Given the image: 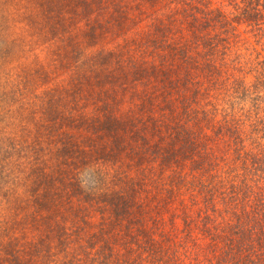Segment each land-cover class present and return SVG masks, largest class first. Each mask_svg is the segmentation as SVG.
<instances>
[{
	"label": "trees",
	"instance_id": "1",
	"mask_svg": "<svg viewBox=\"0 0 264 264\" xmlns=\"http://www.w3.org/2000/svg\"><path fill=\"white\" fill-rule=\"evenodd\" d=\"M144 1L151 8L155 50L168 33L181 43L196 44L202 40L200 29L210 27L205 19L207 0ZM243 10L239 21L262 16L247 7ZM185 24L192 27V34L183 32ZM84 35L88 43H96L97 32ZM204 39L211 46L210 39ZM71 47L65 48L62 62L70 87L63 88V98L53 100L51 123L66 131L53 171L59 173L60 193L67 192L68 200L83 195V174L100 177L86 178L96 197L87 193L77 199L80 208L73 210L81 211L71 218L73 235L67 221L60 222L57 214L49 217L53 244L48 249L53 257L78 250L90 254L95 247L99 260L92 258L89 264H238L254 262L242 255L248 250L258 255L261 249L264 256V149L258 148V156L254 149L245 150L246 145H256L261 133L239 129L248 120L258 124L261 119L251 114L245 120L236 115L227 119L210 110L212 103L205 101L203 90L198 93L197 82L193 89L189 70L180 69L182 77L173 79V71L150 64L154 62H148L145 51L134 55L128 46ZM212 51L208 47L206 55ZM176 54L186 55L185 49H176ZM192 65L201 66L197 55ZM206 66L214 67L213 62ZM185 91H197L199 96ZM261 130L264 136V126ZM56 186L50 178L47 197L55 194ZM257 196L261 206L253 213L249 207L255 201L249 200ZM88 205L100 213L94 231L87 221L92 214ZM191 207L198 210L193 213ZM178 220L184 222L182 250L173 240ZM222 239L228 243L220 247ZM212 251L218 257L211 258Z\"/></svg>",
	"mask_w": 264,
	"mask_h": 264
},
{
	"label": "rangeland",
	"instance_id": "2",
	"mask_svg": "<svg viewBox=\"0 0 264 264\" xmlns=\"http://www.w3.org/2000/svg\"><path fill=\"white\" fill-rule=\"evenodd\" d=\"M169 1L172 0L167 3ZM248 1L207 0L205 19L210 20V27L200 29L202 40L196 44L181 43L182 39L168 33L165 38L161 37L159 54H155L157 50L151 43L155 31L149 24L153 21L151 8L144 0H0V264H46L47 261L48 264H89L92 258L96 263L99 260L96 247L90 248V254L78 250L54 257L48 249L49 244H53L48 236L49 217L57 214L60 222L67 221L68 231L73 235L71 218L75 219L81 211L73 210L80 208L77 199L87 193L96 197L91 180L86 178L100 177L98 173L83 174V195L68 200L67 192L60 193L59 173L53 171L58 162L56 153L63 146L66 133L65 129L51 123L53 100L63 98L62 90L69 85L62 67L66 60L65 48L79 46L95 50L128 46L134 55L145 51L148 62H154L150 64L160 67L161 71H173V79L182 77L180 69L189 70L193 89L197 86L199 94L204 91L205 101L212 103L210 110L226 114L227 119L236 115L245 120L250 114L261 119L259 125L255 120H248L239 127L245 133H261L257 146L245 143L249 144L245 146L246 151L254 149L252 152L259 155L258 148L264 149L261 132L264 126V0ZM127 2H132L130 8ZM246 7L262 16L239 21ZM183 30L186 35L193 31L186 24ZM94 32L98 34L96 43H88L84 33ZM204 38L210 39L211 46L203 42ZM68 41H72L71 46ZM208 47L213 49L209 57L206 55ZM176 49H185L186 55L176 54ZM195 55L201 64L199 68L192 67ZM210 61L214 67L209 70L206 65L212 64ZM165 87L170 85L165 84ZM185 92L194 98L199 96L197 91ZM235 143L230 145L236 148ZM50 178L56 180L57 186L55 194L47 197L45 187ZM258 198L249 200L255 201L249 207L253 213L261 206ZM74 202L78 206H72ZM88 206L92 214L87 221L94 231V227L99 228L100 213L95 205ZM190 209L193 213L198 210ZM177 224L173 240L177 249L182 250L184 222L178 220ZM227 243V239H222L220 247ZM261 251L254 255V250H248L242 258L248 257L254 262L242 260L238 264H264V260H260L264 258ZM210 256L215 258L218 254L212 251Z\"/></svg>",
	"mask_w": 264,
	"mask_h": 264
}]
</instances>
